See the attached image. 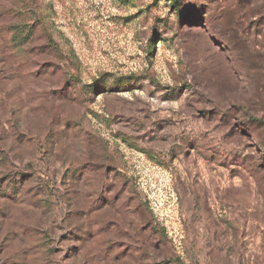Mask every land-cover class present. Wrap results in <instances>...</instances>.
<instances>
[{"label": "rangeland", "instance_id": "1", "mask_svg": "<svg viewBox=\"0 0 264 264\" xmlns=\"http://www.w3.org/2000/svg\"><path fill=\"white\" fill-rule=\"evenodd\" d=\"M0 264H264V0H0Z\"/></svg>", "mask_w": 264, "mask_h": 264}, {"label": "trees", "instance_id": "2", "mask_svg": "<svg viewBox=\"0 0 264 264\" xmlns=\"http://www.w3.org/2000/svg\"><path fill=\"white\" fill-rule=\"evenodd\" d=\"M172 6H174L175 8H180L181 6V0H170Z\"/></svg>", "mask_w": 264, "mask_h": 264}]
</instances>
